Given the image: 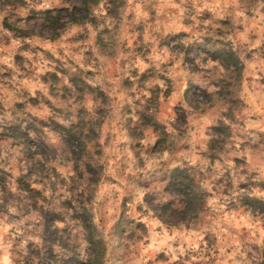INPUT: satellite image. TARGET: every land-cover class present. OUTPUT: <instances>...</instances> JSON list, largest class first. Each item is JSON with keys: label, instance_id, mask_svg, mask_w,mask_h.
<instances>
[{"label": "rangeland", "instance_id": "rangeland-1", "mask_svg": "<svg viewBox=\"0 0 264 264\" xmlns=\"http://www.w3.org/2000/svg\"><path fill=\"white\" fill-rule=\"evenodd\" d=\"M77 1L0 0V264L43 230L35 262L81 264L86 223L99 264H256L264 207L237 195L264 200V0H97L53 35L44 10Z\"/></svg>", "mask_w": 264, "mask_h": 264}, {"label": "trees", "instance_id": "trees-1", "mask_svg": "<svg viewBox=\"0 0 264 264\" xmlns=\"http://www.w3.org/2000/svg\"><path fill=\"white\" fill-rule=\"evenodd\" d=\"M97 0H78L77 2H72L70 7L54 8V9H45L43 16V25L48 28L53 35H55L61 28L72 23H78L84 19L89 13L91 7L95 4ZM67 12L68 9L71 14L67 15L66 18H61L60 12L64 10ZM73 10V11H72ZM78 10V12L76 11ZM78 13V14H77ZM4 24L7 28L15 30L17 32H22L16 25L10 24L4 21ZM23 35V34H22ZM217 53V52H216ZM218 58L224 59L225 54L218 52ZM226 64L228 62L225 61ZM168 189L172 190L174 195L177 197V202H179V208L175 207V211L182 212L181 218L184 219L185 214L189 213L188 219H195L196 215L203 203V191L200 188V182L195 179L193 173L187 168L174 167L169 171L168 174ZM19 187H21L25 194H28L32 190L31 187L23 185L22 182H19ZM239 203L241 205H250L253 209H259L264 207V200L257 199L247 193L238 194ZM166 206L167 209H171L168 206V203L162 204ZM177 209V210H176ZM47 229H55L53 225H48ZM264 228V226H263ZM84 231V241L87 243V251H85L84 258L78 260L81 264H99L100 259V246L99 240L95 239L92 236V227L90 223H86L82 228ZM40 245L28 243L26 245L27 252L25 260L18 261L17 264H38L35 262V258L39 260L42 256L46 254V248H50L52 244L56 241V236L51 238L47 230L39 232ZM73 255V254H70ZM70 257V256H68ZM75 257V256H74ZM34 259V260H33ZM256 264H264V242L261 247Z\"/></svg>", "mask_w": 264, "mask_h": 264}]
</instances>
